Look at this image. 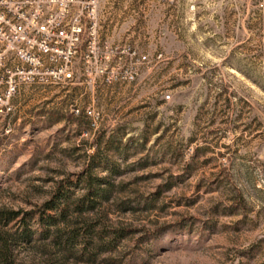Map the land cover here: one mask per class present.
Here are the masks:
<instances>
[{
  "label": "rangeland",
  "instance_id": "rangeland-1",
  "mask_svg": "<svg viewBox=\"0 0 264 264\" xmlns=\"http://www.w3.org/2000/svg\"><path fill=\"white\" fill-rule=\"evenodd\" d=\"M97 14L102 39L146 55L135 79L22 85L0 106L12 259L264 264V0H98ZM88 173L109 181L92 207ZM62 182L46 231L37 212Z\"/></svg>",
  "mask_w": 264,
  "mask_h": 264
},
{
  "label": "built area",
  "instance_id": "built-area-1",
  "mask_svg": "<svg viewBox=\"0 0 264 264\" xmlns=\"http://www.w3.org/2000/svg\"><path fill=\"white\" fill-rule=\"evenodd\" d=\"M97 8L98 0H0L1 107L22 85L135 79L146 55L102 39ZM85 111L97 127L94 108Z\"/></svg>",
  "mask_w": 264,
  "mask_h": 264
},
{
  "label": "trees",
  "instance_id": "trees-1",
  "mask_svg": "<svg viewBox=\"0 0 264 264\" xmlns=\"http://www.w3.org/2000/svg\"><path fill=\"white\" fill-rule=\"evenodd\" d=\"M111 170H114V166L108 163ZM90 166H93L91 164ZM87 181V189L88 192L83 196V198H86V203L89 204L90 207L93 206V203H95L96 197H107L109 194V187H106L102 184H108L109 181H107L106 177H96L95 175H92V173H88L86 177ZM69 188L63 187V182L59 183L52 195V197L45 201L42 205L41 209L37 212V220L41 223V226L46 229V221L47 219L51 221V223L55 222L56 214L49 213L48 210H56L58 212L57 214L64 216L65 214V207L60 206L59 203L62 200L68 198L69 194L68 191ZM48 212V213H47ZM19 211H4L0 213V219H4L5 221L16 217L19 215ZM27 226H24V230ZM48 229H46L47 231ZM73 232V231H72ZM68 233L66 235H62L60 233H57L54 237V241L57 244L61 245H68L69 242L75 241V238L77 237L74 233ZM7 235H0V264H17L14 259H12L11 256V249L9 246L10 240ZM28 236V235H27Z\"/></svg>",
  "mask_w": 264,
  "mask_h": 264
}]
</instances>
